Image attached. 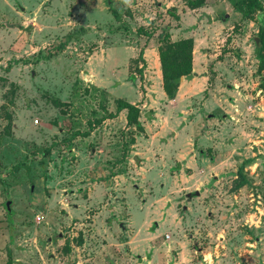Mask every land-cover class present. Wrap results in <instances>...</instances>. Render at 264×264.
<instances>
[{"label": "rangeland", "instance_id": "1", "mask_svg": "<svg viewBox=\"0 0 264 264\" xmlns=\"http://www.w3.org/2000/svg\"><path fill=\"white\" fill-rule=\"evenodd\" d=\"M257 2L0 0V264H264Z\"/></svg>", "mask_w": 264, "mask_h": 264}, {"label": "trees", "instance_id": "2", "mask_svg": "<svg viewBox=\"0 0 264 264\" xmlns=\"http://www.w3.org/2000/svg\"><path fill=\"white\" fill-rule=\"evenodd\" d=\"M204 0H185L186 5L189 8L199 6ZM234 4L236 2H244L247 7H253L258 5L257 0H231ZM117 16V13H114ZM257 42L254 46V56L258 62L257 69L264 68V25H260L257 32ZM64 45V42L46 50L45 57L51 56L54 51L60 50ZM191 51H192V39L190 37L179 38L173 41H165L157 47L160 75H161V87L167 98H172L175 94L177 86L182 77H187L191 73ZM125 110V120L128 124H134L136 128H139L138 108L134 104L122 99L115 100V111ZM113 115V113H111ZM243 183L242 175L239 174V178L235 186H239ZM3 264H12L10 258Z\"/></svg>", "mask_w": 264, "mask_h": 264}, {"label": "crops", "instance_id": "3", "mask_svg": "<svg viewBox=\"0 0 264 264\" xmlns=\"http://www.w3.org/2000/svg\"><path fill=\"white\" fill-rule=\"evenodd\" d=\"M180 29H177L176 31H179ZM179 33H182V32H179ZM187 33H188V31H187ZM185 37H190L189 35L188 36H182V37H180V38H185ZM177 39V38H176ZM179 39V38H178ZM192 70H193V68H192ZM183 78V77H182Z\"/></svg>", "mask_w": 264, "mask_h": 264}, {"label": "built area", "instance_id": "4", "mask_svg": "<svg viewBox=\"0 0 264 264\" xmlns=\"http://www.w3.org/2000/svg\"><path fill=\"white\" fill-rule=\"evenodd\" d=\"M37 219H39V218H37Z\"/></svg>", "mask_w": 264, "mask_h": 264}, {"label": "water", "instance_id": "5", "mask_svg": "<svg viewBox=\"0 0 264 264\" xmlns=\"http://www.w3.org/2000/svg\"><path fill=\"white\" fill-rule=\"evenodd\" d=\"M256 40V39H255Z\"/></svg>", "mask_w": 264, "mask_h": 264}]
</instances>
